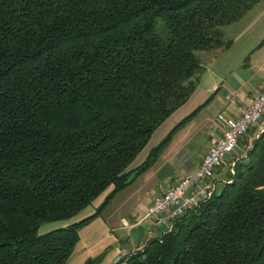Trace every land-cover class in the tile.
Here are the masks:
<instances>
[{
  "label": "trees",
  "instance_id": "obj_1",
  "mask_svg": "<svg viewBox=\"0 0 264 264\" xmlns=\"http://www.w3.org/2000/svg\"><path fill=\"white\" fill-rule=\"evenodd\" d=\"M261 1L0 0V264H69L79 230L192 116L130 169L196 90L204 58L230 46L224 28ZM216 181L119 261L264 264V131ZM106 193L91 217L41 232Z\"/></svg>",
  "mask_w": 264,
  "mask_h": 264
},
{
  "label": "crops",
  "instance_id": "obj_2",
  "mask_svg": "<svg viewBox=\"0 0 264 264\" xmlns=\"http://www.w3.org/2000/svg\"><path fill=\"white\" fill-rule=\"evenodd\" d=\"M223 32L225 39L230 41V46L216 56H206L204 58V70L200 76L196 90L184 105L178 108L158 127V129H156L146 147L135 159L130 168L131 170L140 166L145 158H147L150 150L156 144L160 143V141L186 117L192 115L186 121L190 122L196 115L203 113L205 117H203L202 123L211 119V124L220 114L225 118L237 119L250 106L252 100L264 90V0L254 6L240 20L225 27ZM252 55L254 56L253 59L256 61H253L252 64L250 61L249 66L253 67L254 65V70L250 71L249 69L247 73L243 71L241 76H238L237 70L242 67V62L245 60L247 61ZM237 57L238 60H232ZM233 76L236 80L230 82L229 79ZM263 116L249 132H246V134L239 139V141L244 138L248 145H251L252 141L264 131ZM218 124L221 129L224 128L223 123ZM220 131V129L215 130L213 128V131L209 133V135L213 134L214 137H207V146L197 162H188L187 159H178L175 160V162L166 160V163L156 167L155 172L150 176L154 178L153 183L160 185V191L147 197L145 200H136L133 208H131L132 210H130L128 214L129 219L126 220L121 214L116 216V219H113L112 223L105 221L100 215L93 218L92 220H95L93 223L99 222L97 224H100V228L96 230V235L104 233L106 236H110L109 233H116L117 230H127L130 235L134 232L138 235L137 238H132L131 243L134 244L138 242L147 243L150 239L159 237L166 227L171 226V223L167 222L157 225L152 218H146L145 214L148 207L151 205L154 197L163 194L178 180L193 174L198 169L203 156L207 153L210 146L220 138ZM197 135L198 133L194 135V138H196ZM239 143L240 142H238V144ZM153 166L154 165L151 164L146 170L152 169ZM177 170H179L178 174H175ZM219 173H223L222 169L216 171L215 175L219 176ZM217 179H220V177H217L215 180ZM88 208L82 213L87 212L86 214L90 215L88 217H91L95 214L96 210L95 207ZM109 219L110 221L112 220L111 217H109ZM90 223L91 221L88 224ZM92 238V235L91 238H79L74 255L78 256L80 253L90 255L93 248H100L98 240H96V238L92 240ZM127 238H130L129 235ZM89 257H92V255L85 257V262L90 259ZM119 257L120 256L114 259L113 264L117 262ZM112 258L113 254L110 256L111 261ZM81 263L84 262H80L79 264Z\"/></svg>",
  "mask_w": 264,
  "mask_h": 264
},
{
  "label": "rangeland",
  "instance_id": "obj_3",
  "mask_svg": "<svg viewBox=\"0 0 264 264\" xmlns=\"http://www.w3.org/2000/svg\"><path fill=\"white\" fill-rule=\"evenodd\" d=\"M253 57L254 56L252 55L248 58L247 61L245 60L246 62L245 61L242 62L241 64L242 67L237 70L238 76H241L243 71L247 73L249 72V69L250 71L254 70V65L253 67L249 66L250 61H251V64L253 61L254 62L256 61L255 59H253ZM232 60L236 61L238 60V57L233 58ZM229 80L230 82H234L236 78L233 76V77H230ZM203 115H204L203 113L202 114L199 113L198 115L194 117L192 121L190 122L188 121L184 123L177 131L174 132L169 143L160 150L156 159L152 162V164L154 165L152 169L145 170L144 172H140L137 175H135L134 173L131 175L129 184L123 190L119 191L112 198V200L105 207V209L99 214L102 219H104L107 222L109 221L112 223L113 219H116V216H119V214H121L127 220L129 219L128 214L130 213V210H132L131 208H133L136 200H139V199L145 200L147 197L152 196L155 193H158L160 191V185H158L157 183H153L154 178L151 177L150 175H152L155 172L156 167H158L161 164L166 163V160L175 162V160H178V159L180 160L187 159L188 162H197L200 159L201 154L203 153L204 149L207 146L206 144L207 137L208 138L214 137V136L209 135V133L213 131V128H214L213 123L212 124L210 123L211 119H208L202 123V119L203 117H205ZM253 126H255V124L249 126L247 132H249V130ZM197 133H198L197 137L194 138V135ZM239 142L240 143L238 144L237 149L232 153V155L227 157L222 163L221 167L223 166L224 168L220 167L216 171H218L219 169L220 170L222 169V172L224 173V171H227L228 168L229 169L232 168L235 162L237 163L238 161L243 159V157L245 156L246 150L249 149L250 146L248 145L247 141L244 140V138L241 139ZM158 144H156L153 148H155ZM178 171L179 170H177L175 174H178ZM217 177H220L221 179L222 173H219V176L214 175V178L212 179V183L214 184L215 187L217 185V181L215 180ZM219 186L220 185L218 184L217 188ZM106 195L107 193L101 196L99 199H97L90 206V208L95 207V210H96L104 202ZM86 213L87 212L81 213L69 221H62V222H56L52 224H46L41 228V232L46 233L56 228L66 227L68 225L79 223L84 218L90 216V215H87ZM109 217H111L112 219L111 221ZM94 221L95 220H91L90 224L82 227L79 230V235H80V238L82 237V239L91 238V235H92L93 237L92 240H95L96 238V240H98L99 242L100 248L98 247L93 248L92 249L93 251L90 253V255H85L82 253L78 254V256L74 255L71 258L69 264H79L80 262L85 263V257L91 256V255L92 257H89L90 259H96L97 257L101 258L100 262H98L97 264H113L114 259L116 257L120 256L121 259H125L126 257H129L131 254L141 250L144 244L146 243V242H138L136 244L131 243L132 238L135 239L137 238L138 235L135 232L130 235V233L128 234L127 230L126 231L117 230L116 233H112V234L109 233L110 236H106L104 233L103 234L99 233L98 235H96V230L100 228V224L99 225L97 224L99 222L93 223ZM128 235L130 238H127ZM116 247H119L120 249ZM112 248H115V249H112ZM112 254H113V258L111 261L110 256ZM120 261L119 262L115 261L116 263L114 264H127L126 260H124L123 262H120ZM84 263H81V264H84Z\"/></svg>",
  "mask_w": 264,
  "mask_h": 264
},
{
  "label": "built area",
  "instance_id": "obj_4",
  "mask_svg": "<svg viewBox=\"0 0 264 264\" xmlns=\"http://www.w3.org/2000/svg\"><path fill=\"white\" fill-rule=\"evenodd\" d=\"M263 114L264 90L252 100L239 118L230 119L218 115L213 126L215 130H221V136L203 156L198 169L178 180L163 194L154 197L145 217L152 218L157 225L171 223V226L163 231L165 233L171 230L173 221L208 199L215 189L212 183L215 171L237 149L239 139L246 134L249 126L256 125ZM218 123H223L224 128L221 129ZM119 260L120 257L117 262Z\"/></svg>",
  "mask_w": 264,
  "mask_h": 264
}]
</instances>
